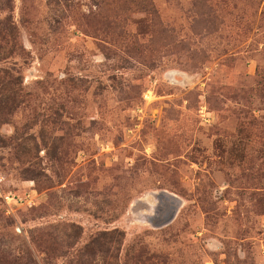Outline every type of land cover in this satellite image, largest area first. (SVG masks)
Masks as SVG:
<instances>
[{"label": "rangeland", "instance_id": "374dc122", "mask_svg": "<svg viewBox=\"0 0 264 264\" xmlns=\"http://www.w3.org/2000/svg\"><path fill=\"white\" fill-rule=\"evenodd\" d=\"M5 54L0 264H264V0H0Z\"/></svg>", "mask_w": 264, "mask_h": 264}, {"label": "water", "instance_id": "95a60500", "mask_svg": "<svg viewBox=\"0 0 264 264\" xmlns=\"http://www.w3.org/2000/svg\"><path fill=\"white\" fill-rule=\"evenodd\" d=\"M176 212V206L173 204L163 203L161 207L155 210V215L149 219L153 221L154 226H162L172 220Z\"/></svg>", "mask_w": 264, "mask_h": 264}, {"label": "trees", "instance_id": "16d2710c", "mask_svg": "<svg viewBox=\"0 0 264 264\" xmlns=\"http://www.w3.org/2000/svg\"><path fill=\"white\" fill-rule=\"evenodd\" d=\"M6 57H7V55L5 54V56H4V57H1L0 60L5 59ZM13 67H15V66H12V67H9V68H6V69H0V70H2V71L5 72V73H9V71H10L11 69H14ZM17 76H18V75H17ZM15 79H19V77H16ZM20 82L22 83V80H21Z\"/></svg>", "mask_w": 264, "mask_h": 264}]
</instances>
